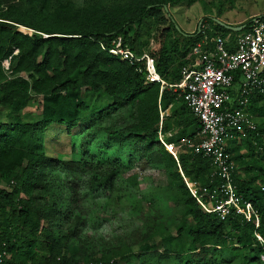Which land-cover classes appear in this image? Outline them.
<instances>
[{
	"label": "trees",
	"instance_id": "obj_1",
	"mask_svg": "<svg viewBox=\"0 0 264 264\" xmlns=\"http://www.w3.org/2000/svg\"><path fill=\"white\" fill-rule=\"evenodd\" d=\"M196 3L203 12L213 9L217 20L232 0H0V111L7 118L0 121L2 264H264V96H249L255 130L227 150L235 191L257 211V226L234 212L223 220L204 212L184 184H193L204 203L220 199L207 161L186 150L199 123L172 86L196 44L211 47L208 42L220 38L230 52L248 23L238 32L211 20L209 29L192 35L175 30L168 11ZM118 40L135 57L146 54L164 85L145 83L143 63L109 55ZM30 96L41 109L27 121L21 110ZM54 124L80 133L77 159L73 146L67 159L44 151L42 137ZM158 132L181 146L176 161ZM99 136L107 150L124 149L128 161L162 170L163 199L171 203L164 207L167 217L151 201L147 214L134 202L130 212L140 226L126 227L119 244L106 248L82 235L96 228L95 194L111 192L130 166L116 154L103 161L89 155Z\"/></svg>",
	"mask_w": 264,
	"mask_h": 264
},
{
	"label": "built area",
	"instance_id": "obj_2",
	"mask_svg": "<svg viewBox=\"0 0 264 264\" xmlns=\"http://www.w3.org/2000/svg\"><path fill=\"white\" fill-rule=\"evenodd\" d=\"M208 44L211 47L205 43L195 45L181 69L180 82L172 87L182 94L185 105L199 123L197 140L189 143L186 150L207 161L209 177L219 179L217 192L220 199L216 204L204 203L196 195L193 184L186 179L184 184L204 212L217 214L220 220L234 212L245 222L253 220L257 226V211L235 191L233 162L227 150L233 141L245 138L247 132L255 130L253 117L247 110L252 93L264 96V17L247 23L245 31L233 40L230 52L225 49L226 40L216 38ZM107 53L129 64L143 63L145 83L164 85L146 54L135 57L128 49L120 48L119 40ZM163 114L160 111V120ZM164 137L157 133L158 142L176 161L177 155L184 151L180 145L165 142ZM201 191L205 193V189ZM4 258L6 255L1 253L0 264Z\"/></svg>",
	"mask_w": 264,
	"mask_h": 264
},
{
	"label": "rangeland",
	"instance_id": "obj_3",
	"mask_svg": "<svg viewBox=\"0 0 264 264\" xmlns=\"http://www.w3.org/2000/svg\"><path fill=\"white\" fill-rule=\"evenodd\" d=\"M72 1L76 5L82 3V0ZM167 16L170 18L175 30L184 35H192L197 28L201 31L209 29L207 20L215 21L220 26L231 27L237 30L238 27L245 25L254 18L264 17V0H232V4L225 6L221 16L217 20L213 9L203 12L198 3L189 8H172L168 11ZM19 30L23 34H30L22 28ZM24 108L21 110L22 119L30 121L38 118L37 115L41 108L37 104V97L30 96ZM6 120L5 111H0V121L5 122ZM253 122L255 123V118ZM103 140L104 138L99 136L96 137L95 143L91 141L88 147V154L101 161L105 158H113V154H116L115 158L124 164L125 169L129 168V164L130 170L115 181L111 192L99 191L95 194V205L92 209L95 214L96 228L94 231L89 230L84 232L82 237H84L87 243L93 244L97 248L117 246L121 233L126 227L129 228L131 224L140 226V222L130 212L131 205L137 200H140V210L145 214L148 211V201H151L154 209L159 213H163L164 216L168 215L165 208L171 206V203L163 199L162 192H164L167 185V179L163 175L162 170L144 164L145 160L132 159L128 161L126 150L110 148L107 150L108 147L103 146ZM42 143L44 151L47 154L50 156L57 155L60 159H67L70 156V148L72 146L75 149L72 156L74 159H77L81 154L80 133H77L76 128L70 134H66L62 126H58L57 124L50 125L42 137ZM243 152L245 151L240 148L238 153L243 154ZM231 158L232 156H230ZM126 160L128 164H126ZM236 174H241L239 168H236ZM133 180H135V184L132 186L130 183ZM162 220L167 219L162 217ZM148 244L152 243L149 242ZM130 262L138 264L135 260H131Z\"/></svg>",
	"mask_w": 264,
	"mask_h": 264
},
{
	"label": "water",
	"instance_id": "obj_4",
	"mask_svg": "<svg viewBox=\"0 0 264 264\" xmlns=\"http://www.w3.org/2000/svg\"><path fill=\"white\" fill-rule=\"evenodd\" d=\"M221 27H223V26H221ZM223 28L228 29V30H232V31H235V32H238L239 31V29L235 30V29H233L231 27L230 28L223 27Z\"/></svg>",
	"mask_w": 264,
	"mask_h": 264
},
{
	"label": "crops",
	"instance_id": "obj_5",
	"mask_svg": "<svg viewBox=\"0 0 264 264\" xmlns=\"http://www.w3.org/2000/svg\"><path fill=\"white\" fill-rule=\"evenodd\" d=\"M164 114H165V115L167 114V110L164 111ZM167 134H169V135L167 136ZM167 134H166V136L169 137V136H170V133H167ZM231 145H233V143H232ZM231 145L229 146V148L232 147Z\"/></svg>",
	"mask_w": 264,
	"mask_h": 264
}]
</instances>
